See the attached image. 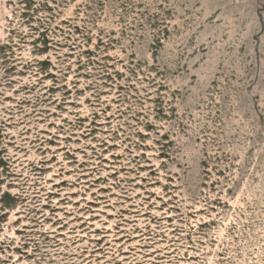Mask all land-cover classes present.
Listing matches in <instances>:
<instances>
[{
    "label": "rangeland",
    "instance_id": "374dc122",
    "mask_svg": "<svg viewBox=\"0 0 264 264\" xmlns=\"http://www.w3.org/2000/svg\"><path fill=\"white\" fill-rule=\"evenodd\" d=\"M0 264H264V0H0Z\"/></svg>",
    "mask_w": 264,
    "mask_h": 264
}]
</instances>
